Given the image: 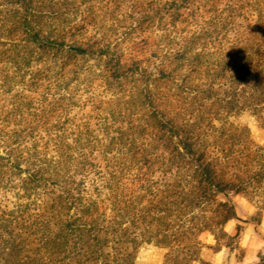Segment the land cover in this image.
Here are the masks:
<instances>
[{
	"label": "trees",
	"instance_id": "16d2710c",
	"mask_svg": "<svg viewBox=\"0 0 264 264\" xmlns=\"http://www.w3.org/2000/svg\"><path fill=\"white\" fill-rule=\"evenodd\" d=\"M243 116L264 133V0H0V264H242Z\"/></svg>",
	"mask_w": 264,
	"mask_h": 264
},
{
	"label": "rangeland",
	"instance_id": "374dc122",
	"mask_svg": "<svg viewBox=\"0 0 264 264\" xmlns=\"http://www.w3.org/2000/svg\"><path fill=\"white\" fill-rule=\"evenodd\" d=\"M240 120L245 121L248 125L252 140L255 143H262L264 140V133L253 121V119L248 116H243ZM229 198L236 207L237 217L240 222L246 220L254 221L260 218L264 195H261L260 193L252 194L249 192L230 196ZM232 222L235 226H241L240 222H237L236 220H233ZM201 240L205 244H213V239L208 233H203L201 235ZM162 255V249L153 245H145L138 251L135 264H160ZM202 258L213 264H236L238 262L235 254L233 253L228 255L227 249L225 248H222L217 253H213L210 249H205L203 251Z\"/></svg>",
	"mask_w": 264,
	"mask_h": 264
},
{
	"label": "crops",
	"instance_id": "0c3cea01",
	"mask_svg": "<svg viewBox=\"0 0 264 264\" xmlns=\"http://www.w3.org/2000/svg\"><path fill=\"white\" fill-rule=\"evenodd\" d=\"M233 220L240 222L238 219H231L223 226L224 231L228 235H234L236 233L237 226L233 224ZM240 225L242 227L237 243L245 252L242 263L248 264L256 258L258 253L264 254V206L261 208L260 218L257 224L242 221Z\"/></svg>",
	"mask_w": 264,
	"mask_h": 264
}]
</instances>
